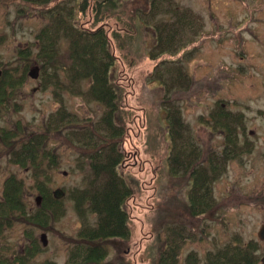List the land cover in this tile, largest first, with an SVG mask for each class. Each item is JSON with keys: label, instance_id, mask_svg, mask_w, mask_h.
<instances>
[{"label": "rangeland", "instance_id": "374dc122", "mask_svg": "<svg viewBox=\"0 0 264 264\" xmlns=\"http://www.w3.org/2000/svg\"><path fill=\"white\" fill-rule=\"evenodd\" d=\"M60 16L77 28L103 29L114 63L110 77L124 93L118 173L133 190L125 204L131 235L102 243L107 256L98 263L158 264L173 241L177 264L193 258L207 264L237 245L262 264L264 0H56L47 6L0 0V197L10 175L23 181L27 215L43 202L38 187L51 198L56 189L63 192L51 203L47 227L24 217L8 220L0 238L3 258L8 264H84L87 248L78 233L96 220L85 204L84 213L76 209L77 195L92 179L88 164L95 150L76 141L97 126L103 108L91 99L87 80L71 82ZM41 34L54 38L53 64ZM34 67L37 79L28 76ZM169 111L180 116L177 135ZM32 135L57 164L50 178H41L43 185L35 184L28 163L11 162L3 140L20 147ZM183 146L181 159L194 150L198 174L208 172L210 179L213 207L197 217L189 213L190 172L173 161ZM31 246L36 252L29 259Z\"/></svg>", "mask_w": 264, "mask_h": 264}, {"label": "trees", "instance_id": "16d2710c", "mask_svg": "<svg viewBox=\"0 0 264 264\" xmlns=\"http://www.w3.org/2000/svg\"><path fill=\"white\" fill-rule=\"evenodd\" d=\"M22 1L47 6L56 0ZM86 9L87 6L84 5L81 11L85 12ZM69 12L73 13L72 8H69ZM58 18L56 21L61 26L62 32L67 34L66 38L69 43L66 59L69 62L67 69L72 76L71 82H75L79 78L87 80L88 92L91 99L103 108V114L97 126L88 129L89 131L86 135L76 141L79 146H90L95 149L94 153L90 156L88 164L92 179L89 181L88 188L81 190L77 195L75 202L79 213H84L81 207L85 204L88 212L96 216L93 225L84 226L78 233L79 238L82 239V243L87 248L83 263L99 264L98 261L107 256L104 247H101L102 243H109L115 240L126 241L129 240L131 235L125 204L131 198L133 190L127 179L118 173V167L123 161V155L119 151V146L122 138L126 135L124 127L118 122L124 93L119 83L112 81L110 77L114 63L107 49L109 44L106 34L102 31L103 29L96 28L93 31H87L77 28L73 23H68L62 16ZM40 38L42 41L40 43L41 48H52L53 56L49 62L55 63L58 57V49L55 47L54 38L48 39L44 34H41ZM151 59L155 60L156 57H152ZM178 77L180 80L184 79L181 78L183 77L182 74H179ZM4 87L5 85L2 82L0 99L4 96ZM179 118L178 111H169L167 113L171 133L175 135L179 133L180 125L182 126ZM227 129L231 131L229 127ZM9 138L6 137L3 140L6 141L5 145L10 148V153L13 152L11 162L24 165L25 167V164L28 163L32 167L31 175L35 180V184H42L41 178L44 180L50 178V172L53 167L56 168L57 164H55V159L51 153L49 154L46 150L44 142L42 144L40 141H37L38 138L35 135H32L25 142L21 143L20 147L16 146V148L13 146V143H9ZM230 140L232 138L229 139V143ZM92 144L93 146H91ZM173 147L176 149L175 144ZM185 148L186 146H183L181 149H178L173 161L176 165L182 166L185 172H190L192 186L189 213L193 217H197L199 214L205 213L213 207L209 188L210 179L208 172L207 175L206 172L203 175L198 174L196 164L193 162V156L196 157L194 150L187 152L185 157L181 159ZM188 169L191 170L188 171ZM38 190L43 202L33 215H27L26 207L22 200L24 191L23 181L17 180L14 175H10L4 180L0 197V238L3 235L4 226L8 227L10 225L8 220L13 218L24 217L31 223H36L42 227L48 226V222L52 219L53 214L51 203L56 200L53 196L51 198L48 192L44 191L41 187H38ZM197 207L201 208V210H198ZM34 247H30V250H33V252L30 253V257L28 254L29 259L36 252ZM229 247L223 253L215 255L207 264H255L252 250L247 246L242 247L237 245L232 247V249ZM177 248V244L175 245L173 241H169L168 248L162 251L164 253L161 252L158 264H177ZM75 256L78 257L79 254ZM0 264H8V261L1 254ZM187 264H195L194 258L188 260Z\"/></svg>", "mask_w": 264, "mask_h": 264}, {"label": "water", "instance_id": "95a60500", "mask_svg": "<svg viewBox=\"0 0 264 264\" xmlns=\"http://www.w3.org/2000/svg\"><path fill=\"white\" fill-rule=\"evenodd\" d=\"M2 75V71L0 70V77ZM28 76L31 77L32 79H37L38 78V68L34 67L28 72ZM53 198L54 199H61L63 197V192L60 189H56L55 191L52 192ZM36 205L39 206L41 197H36ZM258 238L260 240H264V226H262L258 232ZM41 241L42 245H46L45 237L44 235L41 236ZM261 263L264 264V256L261 259Z\"/></svg>", "mask_w": 264, "mask_h": 264}, {"label": "flooded vegetation", "instance_id": "af4514ba", "mask_svg": "<svg viewBox=\"0 0 264 264\" xmlns=\"http://www.w3.org/2000/svg\"><path fill=\"white\" fill-rule=\"evenodd\" d=\"M151 3H153V0H151ZM256 193L260 196V191H257ZM262 226H264V225H262Z\"/></svg>", "mask_w": 264, "mask_h": 264}]
</instances>
